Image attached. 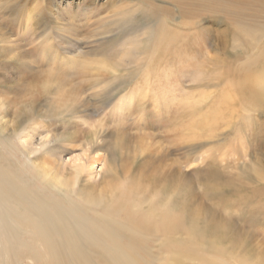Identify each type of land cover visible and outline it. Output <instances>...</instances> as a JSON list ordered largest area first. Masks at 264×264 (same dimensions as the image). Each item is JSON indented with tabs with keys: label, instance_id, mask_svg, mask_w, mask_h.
<instances>
[{
	"label": "rangeland",
	"instance_id": "374dc122",
	"mask_svg": "<svg viewBox=\"0 0 264 264\" xmlns=\"http://www.w3.org/2000/svg\"><path fill=\"white\" fill-rule=\"evenodd\" d=\"M131 28L153 38L123 66H84ZM256 55L264 0H0L1 264H264V100L234 86Z\"/></svg>",
	"mask_w": 264,
	"mask_h": 264
},
{
	"label": "bare ground",
	"instance_id": "6f19581e",
	"mask_svg": "<svg viewBox=\"0 0 264 264\" xmlns=\"http://www.w3.org/2000/svg\"><path fill=\"white\" fill-rule=\"evenodd\" d=\"M29 13L31 14V12H29ZM29 16H31V15H29ZM135 31H136V29H132L131 28L130 31H128L129 32V37H127L125 39H122L120 41L123 44V45H121V47H123L121 49V53L119 51L120 54L114 52V53H112L113 55H111V56L107 55L106 57H103V58H95V59L90 60L89 62H86L84 64V66L88 70H91V71H93L95 73H100V72L101 73L102 72H108L109 73L112 70L117 69L120 66H123V64H124L123 61L124 60H129L132 57H134V55L137 52H139L140 49H142V47L143 48L146 47V45L149 42H151V40L153 38V35L151 33H149L148 30H144L143 32L138 33V34H136V33L133 34V32H135ZM113 51H117V50H113ZM109 54H111V53H109ZM260 58H262V55H256L254 57L248 58L244 62V64H242V66L240 68L241 71H240V74H239V79L234 81V84H235L234 86L237 89L240 88V89H243V90L247 91L246 92L247 95H248L247 98L250 101V103L251 102L255 103V102H258V101L261 102V101L264 100V66L263 67H258V65H257ZM48 82L49 81H43V86H45ZM110 83H112V82H110ZM110 92H111L110 89H108L107 93L110 94ZM244 100H245V98H244ZM117 101H119V104L122 105L123 101H121V100H117ZM208 117H210V114H209ZM207 122H208V120L204 121L205 124ZM224 122H226L225 119H224ZM215 126H216V124L214 125V123H211V125L206 126L207 127L206 130L208 131V130H210L211 128H213ZM40 140H43L42 141L43 143L48 141L46 136H41ZM51 141H52V139H51ZM82 158H83V155L79 153V155L75 156L73 158V160H72V163L74 164V170H75V174L73 176V179L74 178H78L79 175H80V170L82 168V163H81L82 162L81 161ZM40 169L44 172L45 175H47V177H51V180L54 182V185L55 184L57 186L62 185L63 180H62L61 176L55 170L50 169L46 165H41ZM123 188H124V190L122 191V193H120L121 194L120 197H122L125 200L127 198V196L125 194V191L127 190V188H125V187H123ZM113 192L114 191L110 192L108 198L109 197L111 198V194ZM118 196L119 195L116 193L113 197L117 198ZM108 202H111V199L105 201V203H108ZM121 204L123 205V202ZM124 206H125V208H127L126 205H124ZM173 217H171V218L167 217L166 221L164 222L163 226L165 227L166 230L174 229V228L176 229V227L182 225L180 223L175 225L174 222H173V219H172ZM181 227H182V229H184V231H185L184 233L187 236H189L191 234V232L188 230V228H186V226L182 225ZM46 237L47 238H45L44 242L40 246L41 247V252L48 254V256L50 258H52V259L55 258L54 254H60V253H63L64 251H67V250H69L73 254H77L80 251L79 247L76 246V245L71 246L69 249L65 248L64 246H62L58 242V240L56 238V235H54V234L48 235ZM4 245H5L4 248H0V257H7V254L9 253V251L15 252L16 244L14 242L13 243H9V244H4ZM215 245H217V244H215L214 241H213L207 246L217 247ZM126 253L129 254L131 257H133L132 252L127 251ZM237 263L238 264H259V262L257 263V262H249V261L248 262L247 261L246 262L242 261L241 263H239V262H237ZM0 264H1V262H0Z\"/></svg>",
	"mask_w": 264,
	"mask_h": 264
}]
</instances>
